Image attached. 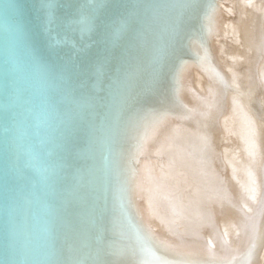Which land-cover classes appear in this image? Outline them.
Here are the masks:
<instances>
[{"label": "water", "instance_id": "1", "mask_svg": "<svg viewBox=\"0 0 264 264\" xmlns=\"http://www.w3.org/2000/svg\"><path fill=\"white\" fill-rule=\"evenodd\" d=\"M217 1L0 0V264H251L257 247L264 255V210L242 251L211 245L207 261L191 262L142 220L133 193L143 160H166L150 159L144 142L173 116L182 66L193 64L195 77L209 70L190 44L209 35ZM234 2L220 0L224 23ZM223 22L212 30L217 49ZM168 41L154 80L153 49ZM226 74L214 122L236 88Z\"/></svg>", "mask_w": 264, "mask_h": 264}, {"label": "bare ground", "instance_id": "2", "mask_svg": "<svg viewBox=\"0 0 264 264\" xmlns=\"http://www.w3.org/2000/svg\"><path fill=\"white\" fill-rule=\"evenodd\" d=\"M219 6L208 20L209 35L202 41L197 35L190 44L197 51L195 62L207 64L209 72L195 77L193 64L182 66L178 99L172 101V113L167 111L173 116L163 123L160 119L144 142L150 159L164 154L166 160L161 165L145 159L132 174L142 220L191 262L207 261L211 245L224 255L242 251L264 223V0H235L234 20L225 23L220 15L228 17L226 7L221 13ZM222 22L224 42L217 49L212 30L220 32ZM212 50L219 62H213ZM226 69L236 88L227 92L225 114L214 122L220 96L228 90ZM202 76L209 95L200 88ZM255 252L251 264H264L260 248Z\"/></svg>", "mask_w": 264, "mask_h": 264}, {"label": "snow or ice", "instance_id": "3", "mask_svg": "<svg viewBox=\"0 0 264 264\" xmlns=\"http://www.w3.org/2000/svg\"><path fill=\"white\" fill-rule=\"evenodd\" d=\"M46 7L49 9V23H51L52 21L51 9L53 5L51 3H47ZM181 23H182V17L179 21V27ZM125 26H126L125 22H120L119 28H117L112 33V40L114 43L116 42L118 33L123 31ZM171 48H172V41H168L167 43L161 44L160 46L153 49L151 65H152V74H153L154 80L159 77L162 71L165 59L171 54Z\"/></svg>", "mask_w": 264, "mask_h": 264}]
</instances>
